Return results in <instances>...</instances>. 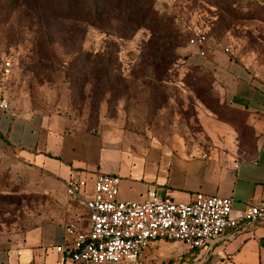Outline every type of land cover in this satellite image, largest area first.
Segmentation results:
<instances>
[{"label": "rangeland", "instance_id": "obj_1", "mask_svg": "<svg viewBox=\"0 0 264 264\" xmlns=\"http://www.w3.org/2000/svg\"><path fill=\"white\" fill-rule=\"evenodd\" d=\"M156 8L174 18L186 37L177 49L179 63L163 82L139 67L147 40L142 32L131 41H117L80 25L85 29L84 51H105L110 61L99 84L92 65L73 64L72 56L56 49L62 65L47 71L33 61L29 37L8 45L0 32L2 61L11 65L0 87L7 107L18 115H59L73 129L110 131L135 143L182 144L188 150L211 147L222 133L215 121L222 120L239 132L241 150L252 147L255 139L245 117L220 96L208 59L189 60L185 51L194 32L205 31L213 44L232 51L233 60L264 80V5L252 0H157ZM61 194L50 174L0 153V243L20 240L61 204Z\"/></svg>", "mask_w": 264, "mask_h": 264}, {"label": "crops", "instance_id": "obj_2", "mask_svg": "<svg viewBox=\"0 0 264 264\" xmlns=\"http://www.w3.org/2000/svg\"><path fill=\"white\" fill-rule=\"evenodd\" d=\"M264 5V0H252ZM196 48L185 51L194 59ZM222 45L208 38L207 65L213 71L220 96L243 113L255 141L242 149L240 135L227 122L216 120L222 133L209 148L186 149L182 144L135 143L110 131L86 132L70 128L64 117L37 113L15 114L0 108V153L20 158L50 174L61 188V204L26 232L20 240L0 243V264H74L57 253L74 239L68 227H88V212L66 195L71 176L88 180L100 174L120 180L118 200L141 203L150 194L190 204L201 194L231 199L235 213L264 207V80L245 63H237ZM0 54V87L5 78ZM6 104L0 88V105ZM198 146V145H197ZM264 264V217L236 237L223 238L207 249L189 250L178 241H152L141 264Z\"/></svg>", "mask_w": 264, "mask_h": 264}, {"label": "built area", "instance_id": "obj_3", "mask_svg": "<svg viewBox=\"0 0 264 264\" xmlns=\"http://www.w3.org/2000/svg\"><path fill=\"white\" fill-rule=\"evenodd\" d=\"M208 38L197 35L188 46L196 48V56L207 57ZM9 62L2 72L9 75ZM1 109L7 105L2 103ZM120 180L96 175L92 186L78 175L65 184L66 195L88 212V227L77 231L68 227L74 239L56 251L74 264H141L152 241H178L189 250L207 249L223 238L236 237L264 217V207H247L235 213L231 199L197 195L190 204H176L169 197L150 194L141 202L118 200ZM195 264V263H193ZM197 264H209L199 260Z\"/></svg>", "mask_w": 264, "mask_h": 264}, {"label": "trees", "instance_id": "obj_4", "mask_svg": "<svg viewBox=\"0 0 264 264\" xmlns=\"http://www.w3.org/2000/svg\"><path fill=\"white\" fill-rule=\"evenodd\" d=\"M156 1L0 0V32L6 34L8 45H20L25 37H29L33 61L47 71L62 65L55 57L56 49L72 56L73 64L92 65L93 80L97 84L110 61L105 51H84L85 29L80 25L117 41H131L142 32L147 40L141 47L139 67L150 70L156 82H163L167 72L179 63L177 49L184 45L186 37L175 25L174 18L157 10ZM67 22L75 24L68 25ZM197 35L208 38L205 31L194 32L192 38Z\"/></svg>", "mask_w": 264, "mask_h": 264}]
</instances>
